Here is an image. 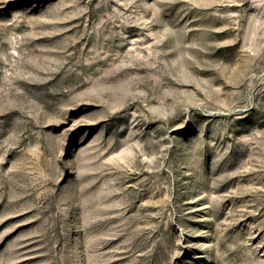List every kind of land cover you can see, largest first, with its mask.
<instances>
[{"label": "rangeland", "instance_id": "1", "mask_svg": "<svg viewBox=\"0 0 264 264\" xmlns=\"http://www.w3.org/2000/svg\"><path fill=\"white\" fill-rule=\"evenodd\" d=\"M0 264H264V0H0Z\"/></svg>", "mask_w": 264, "mask_h": 264}]
</instances>
